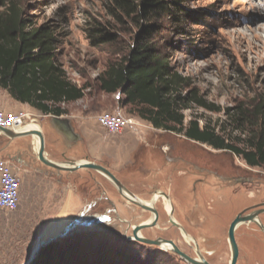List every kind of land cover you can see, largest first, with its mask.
I'll use <instances>...</instances> for the list:
<instances>
[{"label": "rangeland", "instance_id": "rangeland-1", "mask_svg": "<svg viewBox=\"0 0 264 264\" xmlns=\"http://www.w3.org/2000/svg\"><path fill=\"white\" fill-rule=\"evenodd\" d=\"M14 2L29 21V28L47 26L53 29L56 37L54 58L65 77L83 89L81 98L61 106L66 111L63 116L73 115L69 119L74 128L78 122L85 121L98 141L96 156L103 157V160L93 159V149L86 152V160L108 165L122 188L139 199L149 201L151 189L156 188L167 194L175 207L182 210L192 208L191 218L184 223L191 233H194L192 228L197 227L198 234L205 235L216 210L224 212L230 221L243 207L264 203L262 167L249 166L242 157L230 151L194 143L183 132L155 128L136 115L134 105L123 103L120 90L106 93L99 89L98 77L109 64L129 51L140 31L138 24L126 18L121 22L112 21L107 14L109 0ZM182 4L184 11L191 16H179L178 23L169 17L153 21L157 30L148 40L167 57L175 72L189 78L190 89L196 96L216 109L209 110L189 101L187 108L181 110L183 123L188 126L190 120L196 119L200 127L206 125L229 143L247 148L245 139L255 129L248 118L254 114L255 105L264 102V0H184ZM95 24H103L111 33L110 42L90 38L89 29ZM188 90L183 88L182 95ZM104 111L132 115L139 123L119 133H111L96 120V116ZM50 118V114L35 111L26 120L38 124L45 138V147L59 135L52 132ZM169 147L172 151L166 154ZM178 154L198 167L211 169L214 175L176 161ZM217 175L228 181H220ZM198 178L204 185L198 184L193 190L192 185ZM85 180V214L90 217L86 218L90 225L76 226L51 241L58 243L59 248L71 244L77 246L74 255L65 254L67 264H189L171 250L141 244L133 238L128 240L126 223L119 220L93 222V215L111 209V201L118 207L120 218L128 219L129 204L102 173L86 169ZM217 187L228 188L218 190ZM103 194L107 199L102 201ZM163 200L161 197L154 202L160 212V222L154 229H145L140 234L171 238L180 249L190 254L189 240L179 237L166 221L162 212ZM195 200L200 204L196 209L193 208ZM37 210L40 215L49 216L51 213V208L45 206ZM136 210L133 225L148 219L147 212L140 208ZM74 212L77 214V208ZM2 218L11 225L0 234L2 251L12 255L24 252V258L30 255L38 241L54 237L67 227L65 224L59 231L52 226L31 223L14 231L13 212H7ZM259 220L264 225V214ZM253 226L240 225L235 236L246 260L252 261L256 252L264 264V235L262 232L255 234ZM222 231L216 234L221 244L217 255L220 257L226 250ZM214 262L222 264L220 259Z\"/></svg>", "mask_w": 264, "mask_h": 264}, {"label": "trees", "instance_id": "trees-1", "mask_svg": "<svg viewBox=\"0 0 264 264\" xmlns=\"http://www.w3.org/2000/svg\"><path fill=\"white\" fill-rule=\"evenodd\" d=\"M4 2V3H3ZM184 0H109L107 14L112 21L126 18L138 24L139 36L129 51L108 65L98 77V87L106 93L117 90L123 94V103L132 104L138 117L153 127L183 132L189 139L206 143L217 150H227L249 166L264 169V102L255 105L248 118L253 131L245 139L247 148L226 141L208 126L198 121L183 123L181 110L193 101L212 109L190 89L189 78L175 72L167 57L148 38L157 30L153 21L169 17L179 22V16H191L184 11ZM0 87L10 96L30 105L43 114H65L62 103L78 100L82 87L72 84L54 58L56 37L51 27L29 28V21L14 0L0 1ZM142 23V24H141ZM90 38L111 40V33L103 24L89 29ZM183 88L189 89L182 95ZM56 242L43 246L30 264H67L65 254L74 255L77 246L60 247Z\"/></svg>", "mask_w": 264, "mask_h": 264}, {"label": "flooded vegetation", "instance_id": "flooded-vegetation-1", "mask_svg": "<svg viewBox=\"0 0 264 264\" xmlns=\"http://www.w3.org/2000/svg\"><path fill=\"white\" fill-rule=\"evenodd\" d=\"M190 140L193 141L194 143L206 144V143L199 142L197 140H192V139H190ZM166 150H167L166 154H168L172 151L171 147L167 148ZM175 158H176V161H178V162L180 161V163H182L184 165L191 166L193 169H195L199 172H205V173L214 175V172L211 171V169H207L205 167H203V168L198 167L193 162L186 160L181 154H178ZM10 162H11L13 168L15 169V172L19 176V178H21V177L25 178L27 175L31 176V174H34L35 172L41 173V171L36 169L34 167V165H44L33 154L28 155L26 157V159H24V160L11 158ZM101 165H103V164H101ZM104 167H106V166H104ZM184 173H186V172H184ZM217 178L220 179V181H222V182L228 181V179H225L224 177H220V176L218 177V175H217ZM85 181H86L85 176L82 174L78 178V187H73V185L75 183L72 179H69L66 182V185L68 187H59V189H58L59 192H56L54 194V201L55 202H60V203L67 202L68 204H70L71 211H70V216H69L70 219L68 221L69 224L74 223L73 221H75V219H78L79 222L77 223V225L81 226V225H83V223H82L83 220L86 218V214H85V201H86ZM198 184L204 185V182L202 181L201 178H198L196 180V182L194 181V183L192 185V189L193 190L197 189ZM128 188L133 191L132 187H128ZM217 188H218V190H222L223 188H228V187H217ZM20 189H21V187H20ZM116 190L120 193V195L123 197V199H125L129 204L128 219L120 218L118 207L111 201L112 203L109 202L111 209H107L105 211V213H101L100 215H93V217H95L97 219L96 224H98L99 222L100 223L101 222H110V221H114V220L115 221L119 220L120 222L126 223L128 226V230H127L128 235L127 236L131 237L130 239L129 238H127V239L132 240L133 230L136 226H139V225L143 226L138 231V234L141 235L140 232H142L145 229L150 231V230L154 229L157 226V224L160 222L159 221L160 220V212L156 207H154V202L158 198L163 197L165 200L162 201V209H163L162 212L166 216V221L171 225V227H173V232L176 230V233L179 237H182L183 239L189 240L188 246L187 245L186 246L190 250L191 253L187 254L186 252H184L182 249H180L177 246V244L171 238H163V237H160L159 235H155L154 237H145V238H148V239L163 238L166 240H171L183 253L187 254L189 257H191L197 261H201L203 259L206 262H208L209 264H216L214 262V260L216 261V259H220L222 261V264H231L232 263V248H231V244L229 241V228H230L232 221L237 217V215L239 213H241V215L244 216V215L252 213L256 210L264 209V203H259V204L251 205L248 207H243L242 209H240L239 211H237L235 213V215L232 217V219L230 221H229V219L225 218L224 212H221L220 210H216L214 212L215 214H213L214 216L212 215V221H210L208 226H207L206 234L202 235V234H198V232H197L198 228L197 227L192 228L194 233L189 232L187 230V228L185 227L184 223H186V221H188V219L191 218L192 208L186 209V210H188V211H186L185 209L182 210V208L175 207L174 205H172V202L169 200V198L167 199L162 194H160V193H164L163 191L157 190L156 188H152L151 189L152 193L150 194V197H152V198L149 201H144L142 199H139L135 196L134 193H131L127 190L124 191L127 193V195H131L132 197H134L138 201H140L144 204L152 205L153 208L157 212V216H156V218H154L155 217L154 213L151 210L145 209L144 207L136 204L132 200H128V198L125 195H123L118 190L117 187H116ZM75 192H76V200H74ZM45 193H48L47 202L52 203L53 202L52 201V199H53L52 187H32L31 188V194H30L31 202L32 203H35V202L36 203H44L45 202V199H44ZM154 198H155V201L151 203L150 201L153 200ZM105 199H107V196H105V194H103V196H101L100 200L103 201ZM167 202L170 205V208L168 211L165 209V204ZM19 204H20V199H19ZM74 204H76V208H77L76 213L77 214H75V212H74V207H73ZM199 205H200L199 202L195 200L194 204H193V208L196 209L197 206H199ZM136 208H140L142 212H147L148 213V219H146L145 221H142L138 224L133 225V224H131V222H133L135 220L136 214H134V213H136V211H137ZM211 208H213V207L211 206ZM261 214H264V211L261 212L260 214H257V216H256V218L259 222H260L259 216ZM174 215H176L177 217L179 216V219L176 218ZM171 219L174 221V223L171 222ZM225 219H227V223H225V221H224ZM245 224H253L254 226H253L252 230L257 232L255 234L260 235L262 232V234L264 235V232L261 230L259 225L255 222L250 221V222H245V223L244 222L239 223L234 229V240H235V243L237 246V257H236L234 264H261V258L259 257V255L256 254V252H254L252 255V261H250V259L246 260V258L243 257L241 254L240 244H239V242L235 236V231L239 228L240 225H245ZM263 227H264V225H263ZM222 229H223V231H222ZM220 231H222V234L224 237L223 241H224V244L226 246V250H225V252H223V256H221V257L217 256L218 250H219V247L221 246V244H220V240L216 239L217 238L216 234H218V232H220ZM127 232H126V234H127ZM135 241H137V240H135ZM137 242H139L141 244H145V243H142L140 241H137ZM221 242H222V239H221ZM161 248H163V247L161 246ZM167 250H171L170 246H169V249H167Z\"/></svg>", "mask_w": 264, "mask_h": 264}, {"label": "crops", "instance_id": "crops-1", "mask_svg": "<svg viewBox=\"0 0 264 264\" xmlns=\"http://www.w3.org/2000/svg\"><path fill=\"white\" fill-rule=\"evenodd\" d=\"M19 110H24L29 113H35L39 111L26 103H21L13 99L7 90L0 87V111L5 113H15ZM40 112V111H39ZM43 114V113H42ZM49 115V114H44ZM51 116H55L50 114ZM64 114L58 116L63 119H67L69 130H64L62 128H56L51 123L52 132H56L59 135L52 138V141L46 143L44 147L46 156L48 159L62 163L64 161L70 160L74 162H81L87 159L86 152L93 149V159L103 157L96 156V145L98 144L97 139L92 135V130L90 126L83 122H78L77 126L74 128L71 120L73 115L63 116ZM91 118V117H90ZM27 123V122H26ZM33 124L32 122L27 123ZM35 125V124H33ZM35 126H38L36 124ZM45 140V138H44ZM37 148V140L31 135H25L10 139L5 135L0 133V157L10 160L11 158H16L19 160H24L28 155H34V149ZM111 166V165H110ZM109 166V167H110ZM34 167L41 171V173L35 172L31 176H26L25 178H20V204L13 210L8 211L5 209H0V234L5 233L11 228L5 220H3V215L8 212H13V228L15 230H20L23 226L31 223L45 224V226H52L53 229L63 230V226L69 225V216L71 211V206L67 202H55L54 194L59 192V187H68L66 182L69 179L74 181L73 187H78V178L83 174L86 175V168H79L75 171H60L54 168L48 167L46 165H34ZM108 167V165H107ZM32 187H52V203L47 202L48 193H45L44 203H32L31 202V188ZM56 188V189H55ZM56 190V191H55ZM74 200H76V193L74 194ZM45 206L51 208V213L49 216L40 215L38 208ZM74 209L76 204L73 205ZM36 212L38 215L34 216L33 213ZM35 218H34V217ZM44 226V227H45ZM2 237V236H1ZM39 242V241H38ZM37 242V243H38ZM3 239L0 240V264H24L27 258H24V252H19L16 255L11 253H4L2 251ZM34 245V247L37 245ZM30 264V263H29Z\"/></svg>", "mask_w": 264, "mask_h": 264}, {"label": "water", "instance_id": "water-1", "mask_svg": "<svg viewBox=\"0 0 264 264\" xmlns=\"http://www.w3.org/2000/svg\"><path fill=\"white\" fill-rule=\"evenodd\" d=\"M68 120L67 119H63L61 117L58 116H51V123L56 127V128H62L64 130H69L68 127ZM0 133L5 135L6 137L13 139L16 137H20V136H25V135H31L34 138H37V148H36V157L37 159L42 162L44 165L54 168L56 170H60V171H75L79 168H86V169H92L95 171H98L100 173H102L103 175H105L109 180L112 181V183L118 188V190L125 195L128 200H132L134 201L136 204L144 207L145 209L151 210L154 213V218H156L157 216V212L156 210L153 208L152 205L149 204H144L140 201H138L137 199H135L134 197H132L131 195H127L125 191V189H123L121 183L119 182V180L113 175V173H111L106 167H104L101 164H98L96 162H92L89 160H85V161H81V162H74V161H64L62 163H58V162H54L50 159L47 158L44 147H45V140H44V135L42 133V131L40 129H28V130H20V131H14L8 128H4V127H0ZM162 194L165 198L168 199V196L164 193H160ZM264 209L261 210H256L252 213H249L247 215L242 216L241 213H239L237 215V217L232 221L230 228H229V241L231 244V248H232V263L234 264L236 257H237V246L234 240V229L235 227L239 224V223H245V222H255L259 225V227L261 228V230L264 232V227L263 225L257 220L256 216L257 214H260L261 212H263ZM86 218H90L89 216H87ZM92 219V218H91ZM171 222L174 223V221L171 219ZM78 226L77 223H70L69 225H67L66 229L63 230V232H61L60 234L56 235L55 237H51L49 239L46 240H41L37 243V245L33 248L32 252L30 253L27 261L24 264H29L31 263V261L35 258V256L37 255V253L39 252V250L46 245L47 243L53 241L54 239L60 237V236H64L67 232H69L72 228ZM83 226H88L83 224ZM143 226L139 225L136 226L133 230V238L137 241H140L142 243L145 244H149V245H156V246H163V244L169 245L171 251H173L174 253H176L177 255H179L183 260H185L187 263L189 264H209L208 262H206L205 260H201V261H197L191 257H189L187 254L183 253L171 240H166L163 238H157V239H148L145 238L141 235L138 234V231L142 228ZM129 239L131 237H128Z\"/></svg>", "mask_w": 264, "mask_h": 264}, {"label": "built area", "instance_id": "built-area-1", "mask_svg": "<svg viewBox=\"0 0 264 264\" xmlns=\"http://www.w3.org/2000/svg\"><path fill=\"white\" fill-rule=\"evenodd\" d=\"M30 113L19 110L15 113L0 111V127L14 131L24 130ZM97 123L111 133H119L125 128L138 124V119L132 115H123L119 112L104 111L96 116ZM20 178L15 172L10 160L0 157V209L15 210L20 199Z\"/></svg>", "mask_w": 264, "mask_h": 264}, {"label": "bare ground", "instance_id": "bare-ground-1", "mask_svg": "<svg viewBox=\"0 0 264 264\" xmlns=\"http://www.w3.org/2000/svg\"><path fill=\"white\" fill-rule=\"evenodd\" d=\"M27 123H29V122H27ZM27 123H25L24 125H23V127H22V129H24V130H28V129H39V126H35V125H33V124H28V125H26ZM36 140H37V138H35ZM156 198V197H155ZM155 198L153 199V200H151L150 202L152 203V202H154L155 201ZM150 203V204H151ZM169 208H170V205H169V203L167 202L166 204H165V209L168 211L169 210ZM93 222H97V219L94 217V218H92L91 219ZM79 221H75L74 223H78ZM83 224H85V225H90V224H88L87 223V220H86V218L83 220V222H82ZM66 229V228H65ZM63 232V231H62ZM61 233V232H60ZM59 233V234H60ZM58 235V234H57ZM56 236V235H55ZM54 236V237H55ZM42 240V239H41ZM43 240H46V239H43ZM164 249H169V245H166V244H163V246H162Z\"/></svg>", "mask_w": 264, "mask_h": 264}]
</instances>
